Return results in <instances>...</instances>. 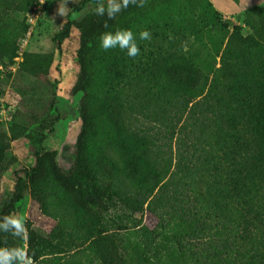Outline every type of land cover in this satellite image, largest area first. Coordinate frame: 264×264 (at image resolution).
<instances>
[{
	"label": "trees",
	"instance_id": "16d2710c",
	"mask_svg": "<svg viewBox=\"0 0 264 264\" xmlns=\"http://www.w3.org/2000/svg\"><path fill=\"white\" fill-rule=\"evenodd\" d=\"M40 1L0 0V51L18 56L25 16ZM89 3L97 0H81L69 16ZM250 16L246 36L211 0H145L112 20L94 11L68 21L54 42L79 31L75 163L62 168L44 146L64 119L52 114L53 100L0 130V178L13 142L29 140L35 159L15 170L0 217L30 196L56 222L44 235L28 221L24 238L0 233V246L27 245L33 264H264V5ZM121 29L136 35L139 56L100 48L102 33ZM146 29L151 39L140 40ZM117 207L132 216L148 210L158 226L138 220L119 236L106 222Z\"/></svg>",
	"mask_w": 264,
	"mask_h": 264
},
{
	"label": "rangeland",
	"instance_id": "374dc122",
	"mask_svg": "<svg viewBox=\"0 0 264 264\" xmlns=\"http://www.w3.org/2000/svg\"><path fill=\"white\" fill-rule=\"evenodd\" d=\"M80 1L67 0V3L66 0L40 1L38 5L31 7L25 16L29 31L22 41L18 56L11 58L0 51V130L8 132L18 112L26 114L43 112L47 103L53 100L52 114L64 119L55 123L54 132L47 135L44 146L47 150L57 151L58 161L64 169H69L75 163V142L82 127L79 118V101L82 95H71V89L79 73L77 63L79 31L73 27L70 37L61 45L55 43L54 38L68 21L79 22L93 13L99 2L97 0V3H89L83 11L69 16L72 6ZM211 2L220 12L222 22L227 24L230 30L234 26H241L244 36L252 32L247 25L251 19L250 10L255 6L264 5V0H211ZM65 3L68 11L66 15L61 16L58 9L64 7ZM207 23L202 25L203 29L210 30L209 25H212L213 21L209 20ZM212 40L216 46L221 43L216 30ZM201 42H209L207 34L202 37ZM198 44L199 42L195 45ZM165 47L169 48L170 43L165 42ZM165 152H169L167 147ZM7 158L8 171L0 178V209L14 194L15 170L35 165L31 143L25 138L12 143ZM13 215L22 217L25 224L29 221L34 230L44 235L49 234L56 224L53 219L41 213L30 196H26L20 210ZM139 215L132 216L125 209L117 207L108 212L106 222L116 234L118 232L119 236L126 237L125 234H129L138 224ZM156 217L159 223L158 215ZM120 226L127 228L126 231H121ZM23 249L26 251L27 245L24 244ZM29 261L33 264L31 259ZM96 264L101 263L98 261Z\"/></svg>",
	"mask_w": 264,
	"mask_h": 264
},
{
	"label": "clouds",
	"instance_id": "9594fccd",
	"mask_svg": "<svg viewBox=\"0 0 264 264\" xmlns=\"http://www.w3.org/2000/svg\"><path fill=\"white\" fill-rule=\"evenodd\" d=\"M145 0H99L95 8V15L107 17L112 20L117 17L122 10L127 9L129 5L143 7ZM67 3V0H66ZM59 7L61 16L66 15L68 7ZM104 27L108 24L105 21ZM140 40H150V30H143L139 33ZM99 46L104 51L110 49H120L126 51L128 57L135 58L141 54L137 43V37L129 29H121L115 32H104L101 34ZM0 233H7L13 237L24 238L26 236L25 221L22 217L15 215H6L0 217ZM0 264H30L27 253L23 248L0 246Z\"/></svg>",
	"mask_w": 264,
	"mask_h": 264
},
{
	"label": "built area",
	"instance_id": "2783aa9c",
	"mask_svg": "<svg viewBox=\"0 0 264 264\" xmlns=\"http://www.w3.org/2000/svg\"><path fill=\"white\" fill-rule=\"evenodd\" d=\"M139 219L142 221V226H146L150 230H154L158 225L157 217L150 213L148 210H145L143 213H140Z\"/></svg>",
	"mask_w": 264,
	"mask_h": 264
},
{
	"label": "crops",
	"instance_id": "0c3cea01",
	"mask_svg": "<svg viewBox=\"0 0 264 264\" xmlns=\"http://www.w3.org/2000/svg\"><path fill=\"white\" fill-rule=\"evenodd\" d=\"M225 1V0H224ZM225 4H226V2H224ZM227 5V4H226ZM225 8H227V6L225 7Z\"/></svg>",
	"mask_w": 264,
	"mask_h": 264
}]
</instances>
